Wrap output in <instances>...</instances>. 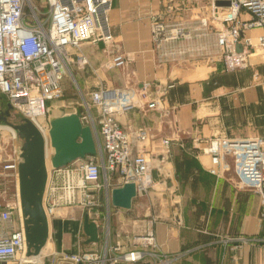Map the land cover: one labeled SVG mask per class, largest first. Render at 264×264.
Instances as JSON below:
<instances>
[{
	"label": "built area",
	"instance_id": "built-area-1",
	"mask_svg": "<svg viewBox=\"0 0 264 264\" xmlns=\"http://www.w3.org/2000/svg\"><path fill=\"white\" fill-rule=\"evenodd\" d=\"M216 1L209 0L208 13L199 17L197 22L204 29L203 34L214 35L215 45L220 50L218 57L227 68L245 66V53L237 52L235 48L243 31L261 28L263 39L260 48L264 49V0H228V6L217 5ZM111 4L112 0H40L38 5L34 0H0V96L20 117L27 118L37 128L44 141L45 159L48 158L45 141L49 107L54 100L61 98L67 65L72 61L78 66L86 63L84 55L76 54L72 58L68 49H78L83 41H111L108 22ZM165 9L169 11L170 5ZM149 20L150 39L155 48L190 38L182 24H169L162 15L152 14ZM193 49L185 45L182 50L167 48L163 55L188 53ZM107 52L105 68H122L131 61V57L115 45ZM146 86L147 83L139 89L131 84L100 87L88 94V101H83L79 119L91 128L100 151L97 155L76 159L57 168H47L41 199L48 226L46 241L54 219L77 220L74 209L91 204H103L109 209L107 179L111 175H117V187L132 182L136 193L155 185L151 156L143 150L131 149V139L141 145L148 139V130L142 127L129 132L116 120L117 115L138 109H162L158 96L145 99ZM3 128L14 138L10 127L1 124L0 131ZM193 141L199 142L197 138ZM160 143L161 155L166 157L170 140L162 138ZM195 147L201 154L221 162V172L232 170L239 186L251 188L260 195V218L264 220V136H215L207 138L203 147ZM17 159L16 156L5 158L0 152V191L3 195L4 176H12L14 181L10 198L0 202V263L23 264L27 261L22 258L24 237L16 184ZM162 184L161 181L159 185ZM13 215L17 218L15 224L11 220ZM97 215L96 210L84 212L78 222L77 232L84 243L87 237L82 230L84 218L95 224L97 236L98 228L105 233L106 221L103 218L100 225ZM261 240L264 249V235ZM96 242L90 243L95 245ZM180 256L181 253L160 251L153 231L148 227L140 234L125 235L124 240H104L97 250L49 249L39 260L29 262L42 264L45 258L48 264H171Z\"/></svg>",
	"mask_w": 264,
	"mask_h": 264
},
{
	"label": "crops",
	"instance_id": "crops-1",
	"mask_svg": "<svg viewBox=\"0 0 264 264\" xmlns=\"http://www.w3.org/2000/svg\"><path fill=\"white\" fill-rule=\"evenodd\" d=\"M167 1L112 0L108 12L111 41H83L78 49L69 48L72 58L76 54L86 58L83 66L72 61V70L81 89L89 93L124 84L139 89L147 83L145 99H160L162 109H138L119 114L116 120L129 132L148 130V139L141 145L131 139V149L151 156L153 177L165 170L160 173L164 187L156 197L159 200L152 199L156 203H152L153 213L141 219V229H152L160 251L181 253L171 264H264V249L256 240L264 230L258 196L234 189L226 178L229 171L221 172L222 163L195 147H203L207 138L215 136H264L262 29L243 31L235 50L245 53L246 65L227 68L218 55L208 54L207 40L213 35L203 34L197 21L186 18L185 11L195 1ZM168 4L169 11L165 9ZM152 14L162 15L169 24H182L190 38L155 48L149 29ZM114 45L131 61L122 68L106 69L107 51ZM184 45L194 49L163 55L167 48L182 50ZM5 104L0 96V110ZM162 138L170 140L166 157L161 155ZM11 220L15 224L16 216ZM58 227L61 235L49 247L63 250L70 225L54 219L52 229ZM42 264H48L45 258Z\"/></svg>",
	"mask_w": 264,
	"mask_h": 264
},
{
	"label": "water",
	"instance_id": "water-1",
	"mask_svg": "<svg viewBox=\"0 0 264 264\" xmlns=\"http://www.w3.org/2000/svg\"><path fill=\"white\" fill-rule=\"evenodd\" d=\"M217 5L228 6V0H217ZM11 106L6 103L0 110V120L10 127L21 140L16 163V184L24 237L25 257L36 256L46 242L48 226L41 205L42 193L46 182L47 168H57L73 160L83 159L97 152L91 128L83 124L77 113L57 112L48 117L45 146L48 158L44 155V141L31 121L18 117L16 123L6 120ZM12 114L11 116H13ZM163 161V157H159ZM136 195L132 182H125L109 191L110 204L119 209L130 207ZM85 242L97 241L96 226L86 218L82 221ZM23 264H36L28 260Z\"/></svg>",
	"mask_w": 264,
	"mask_h": 264
},
{
	"label": "rangeland",
	"instance_id": "rangeland-1",
	"mask_svg": "<svg viewBox=\"0 0 264 264\" xmlns=\"http://www.w3.org/2000/svg\"><path fill=\"white\" fill-rule=\"evenodd\" d=\"M195 3L187 11H185V14L187 19L189 20H195L198 21V18L201 16H205L208 13V3L209 0H194ZM196 2L199 3V5H196ZM34 3L38 5L40 3V0H34ZM207 6V7H206ZM191 8V9H190ZM111 31V27H110ZM112 32V31H111ZM207 51L209 56L219 55V48L215 45V39L214 35L209 37L207 40ZM73 51V50H72ZM73 64L70 62L67 65V69L65 70L63 81H62V95L60 99L54 100L49 107V111L47 113V118L51 116L52 114H55L57 112L62 113H79L83 110L82 103L83 101H88V94L89 91H85L81 89L79 86L74 71L72 70ZM109 69V68H106ZM10 114H14L13 116L9 115L6 120L11 121L12 123H16L18 121V113L10 108ZM6 125L3 121L0 120V125ZM15 135V133H14ZM94 136V133H93ZM98 136V135H97ZM95 142L96 138L94 136ZM21 140L18 138V136H14V138L10 137L9 131L6 128H3L0 131V152L2 156H5V158L13 159L15 156L17 157L19 146H20ZM97 146V154H99L98 144L96 142ZM155 164V161L153 162ZM152 165V162H151ZM166 167V166H165ZM164 167V169H165ZM163 173L165 170L161 169ZM4 173H7V171H4ZM157 172V176L153 177V180L155 182V185L153 187H148L144 192L142 193H136L134 197H132L130 202V207L126 210H121L117 207H114L110 204L109 209H106V207L102 204L101 206H95L93 204L86 206L84 208H76L74 209L75 216L77 220L69 221L70 227H67L66 236L64 245L67 247H63V250H73L76 251H84V250H97V248L100 247V245L103 244L104 240H108V242H113L115 240H124L125 235L128 234L129 237L140 234L143 232L141 229V219L147 218L149 219L153 213L152 211V203L154 200H159V198H156L159 196L162 192V188L164 187V183L162 185H159L161 181L163 182L164 179L162 175ZM160 174V175H159ZM227 180L232 185V187L236 190H241L244 192H249L252 194H255L259 198L260 203V195L257 194L253 189L245 187V186H239L237 184V178L232 170H229L228 174L226 175ZM4 179L6 182H3V185L5 186V194L3 195L0 191V202H2L3 199H9L10 198V192L13 191V177L12 176H4ZM108 187L109 189L113 187H117L119 180L116 174H113L107 179ZM0 184L1 178H0ZM1 185V186H3ZM103 193V190H102ZM102 193H100L99 199L101 200ZM174 193V192H172ZM154 198V200H152ZM153 204H156L155 202ZM97 211L98 212V223L101 225L105 219L106 221V227H104L105 233L98 228V236H97V242L95 245H92L90 242L84 243L81 235L77 232V225L78 222L82 219L84 212L87 211ZM260 213H261V203H260ZM104 218V219H103ZM146 219V220H147ZM262 219V218H261ZM263 220V219H262ZM264 221V220H263ZM60 231L59 227L57 229L53 228L51 230L50 237L48 239L49 246L52 247L53 245H56V238L61 235L58 233ZM103 234H102V232ZM138 232V233H137ZM58 234V235H57ZM105 234V235H104ZM264 235V230H263ZM260 236L256 240L259 242L260 245H262ZM106 238V239H104ZM217 240H220V235L218 234L216 237ZM244 239H241L243 241ZM49 247V249H50ZM47 249V251L49 250ZM181 257V256H180ZM179 257V258H180ZM3 264V263H0Z\"/></svg>",
	"mask_w": 264,
	"mask_h": 264
},
{
	"label": "bare ground",
	"instance_id": "bare-ground-1",
	"mask_svg": "<svg viewBox=\"0 0 264 264\" xmlns=\"http://www.w3.org/2000/svg\"><path fill=\"white\" fill-rule=\"evenodd\" d=\"M95 138H96V136H95ZM96 142H97V140H96ZM49 243H48V241H46L45 243H44V245H43V247L41 248V250H40V252H39V254L38 255H36V256H30V257H25L24 255L22 256V258H24V259H26V260H39L41 257H42V254L43 253H45L46 251H47V249L49 248ZM3 264H9V263H3Z\"/></svg>",
	"mask_w": 264,
	"mask_h": 264
}]
</instances>
